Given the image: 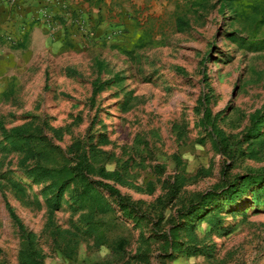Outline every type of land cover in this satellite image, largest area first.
<instances>
[{
  "label": "rangeland",
  "instance_id": "rangeland-1",
  "mask_svg": "<svg viewBox=\"0 0 264 264\" xmlns=\"http://www.w3.org/2000/svg\"><path fill=\"white\" fill-rule=\"evenodd\" d=\"M92 1L0 98V264L30 243L44 264H264V26L237 0ZM83 179L112 211L79 202Z\"/></svg>",
  "mask_w": 264,
  "mask_h": 264
},
{
  "label": "crops",
  "instance_id": "crops-1",
  "mask_svg": "<svg viewBox=\"0 0 264 264\" xmlns=\"http://www.w3.org/2000/svg\"><path fill=\"white\" fill-rule=\"evenodd\" d=\"M111 3V0L100 2ZM92 0H0V98L15 91L22 82L23 53L34 45L44 30H58L56 23L76 11L88 19ZM49 22V24H48ZM59 31V30H58ZM64 32V31H63Z\"/></svg>",
  "mask_w": 264,
  "mask_h": 264
},
{
  "label": "trees",
  "instance_id": "trees-1",
  "mask_svg": "<svg viewBox=\"0 0 264 264\" xmlns=\"http://www.w3.org/2000/svg\"><path fill=\"white\" fill-rule=\"evenodd\" d=\"M238 1V7L239 10H236V16L243 22V23H250L251 25L255 26V32L259 31L260 27L264 26V0H253L250 1L251 3L245 4L247 0H237ZM251 12V13H250ZM253 12V13H252ZM257 33H254V37H256ZM250 36V35H249ZM232 39H236V36L232 37ZM261 43L264 44V39L261 40ZM18 130V129H17ZM253 131L257 133L259 131L257 126L253 127ZM217 139H214L217 146H219V143L221 144V140L223 142L226 140L224 139V136L217 132L215 137ZM221 138V140H220ZM225 144V143H223ZM78 169L82 170V172H85L82 167H78ZM31 174L33 176H36L38 181H46L49 180L52 182L51 187L54 189H57L58 191L62 192L64 191L68 185L76 181V172L77 170H72L70 168H62V169H49L41 166H36L31 171ZM89 172V171H87ZM260 178H253L249 184H255L257 185L260 182ZM83 192L80 193V201L79 202H85L92 199L93 206H96V208L99 210L100 213L105 214L113 210L110 203L106 200V198L87 180L83 179ZM106 188L113 194L119 196L118 192L115 191V189L112 186H106ZM234 191H227L226 194H229L230 197L233 195ZM231 194V195H230ZM215 194L214 192L208 193L206 196L203 197L202 206H206L208 203H211L214 199ZM210 215L206 216V219H210ZM91 227L94 228V222L88 221ZM192 254L199 253L200 249H198L197 246H191ZM123 246L122 244L119 245V250H122ZM23 264H44L43 259L41 257L40 252L36 247H34L33 243H30L27 245L26 252L23 255Z\"/></svg>",
  "mask_w": 264,
  "mask_h": 264
}]
</instances>
